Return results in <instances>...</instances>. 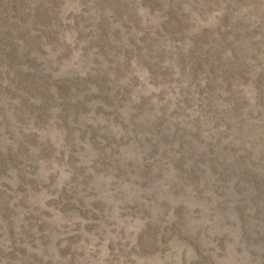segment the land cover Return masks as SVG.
I'll list each match as a JSON object with an SVG mask.
<instances>
[{
    "label": "rangeland",
    "instance_id": "obj_1",
    "mask_svg": "<svg viewBox=\"0 0 264 264\" xmlns=\"http://www.w3.org/2000/svg\"><path fill=\"white\" fill-rule=\"evenodd\" d=\"M0 264H264V0H0Z\"/></svg>",
    "mask_w": 264,
    "mask_h": 264
}]
</instances>
